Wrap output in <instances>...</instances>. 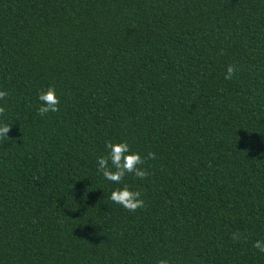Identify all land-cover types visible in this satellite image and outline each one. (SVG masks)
I'll list each match as a JSON object with an SVG mask.
<instances>
[{"label":"trees","instance_id":"obj_1","mask_svg":"<svg viewBox=\"0 0 264 264\" xmlns=\"http://www.w3.org/2000/svg\"><path fill=\"white\" fill-rule=\"evenodd\" d=\"M0 90V264H264V0H0Z\"/></svg>","mask_w":264,"mask_h":264},{"label":"clouds","instance_id":"obj_2","mask_svg":"<svg viewBox=\"0 0 264 264\" xmlns=\"http://www.w3.org/2000/svg\"><path fill=\"white\" fill-rule=\"evenodd\" d=\"M237 69L235 65H228L225 73V79H232ZM9 93L7 90H0V117L6 115V100ZM40 105L37 112L41 117L49 113H57L60 111V99L56 94L54 87H48L46 90H41L38 94ZM11 130V125L0 122V143L12 139L8 136ZM108 149L107 155H102L97 158L98 171L103 178L114 183L121 184L127 175H132L139 180H144L151 175V173L143 167L147 160L155 159V153L149 152L146 157H142L139 152L131 150L130 145L126 142L107 141L105 144ZM110 200L121 205L129 212H135L138 209L145 207V201L142 198V193L139 190L129 188L126 184L123 187L111 191ZM233 241L242 239L238 232L232 234ZM253 247L264 253V242L255 241ZM157 264H171L169 259H159Z\"/></svg>","mask_w":264,"mask_h":264}]
</instances>
